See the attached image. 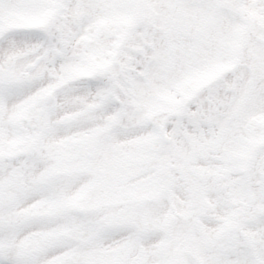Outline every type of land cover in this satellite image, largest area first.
<instances>
[{"label":"snow or ice","instance_id":"1","mask_svg":"<svg viewBox=\"0 0 264 264\" xmlns=\"http://www.w3.org/2000/svg\"><path fill=\"white\" fill-rule=\"evenodd\" d=\"M0 264H264V0H0Z\"/></svg>","mask_w":264,"mask_h":264}]
</instances>
